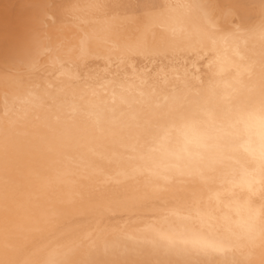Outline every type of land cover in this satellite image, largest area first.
I'll use <instances>...</instances> for the list:
<instances>
[{"label": "bare ground", "instance_id": "6f19581e", "mask_svg": "<svg viewBox=\"0 0 264 264\" xmlns=\"http://www.w3.org/2000/svg\"><path fill=\"white\" fill-rule=\"evenodd\" d=\"M0 14V264H264V0Z\"/></svg>", "mask_w": 264, "mask_h": 264}, {"label": "snow or ice", "instance_id": "6c2138e0", "mask_svg": "<svg viewBox=\"0 0 264 264\" xmlns=\"http://www.w3.org/2000/svg\"><path fill=\"white\" fill-rule=\"evenodd\" d=\"M262 41H264V33H262ZM262 67H264V61H262ZM262 110H264V103H262ZM264 124V121H262ZM262 182H264V151H262V170H261ZM222 250V249H217Z\"/></svg>", "mask_w": 264, "mask_h": 264}, {"label": "rangeland", "instance_id": "374dc122", "mask_svg": "<svg viewBox=\"0 0 264 264\" xmlns=\"http://www.w3.org/2000/svg\"><path fill=\"white\" fill-rule=\"evenodd\" d=\"M6 8H8V10H11L9 7H6ZM2 12H4V11H2ZM14 12H16V10H14ZM4 14H5V12H4ZM0 16H3V14H0ZM11 21H9V22H7L6 24H7V26L8 27H6V28H8V29H10L11 27H12V25H13V22H11ZM5 24V25H6ZM9 24H11V25H9ZM5 25H3V26H5ZM10 26V27H9Z\"/></svg>", "mask_w": 264, "mask_h": 264}]
</instances>
